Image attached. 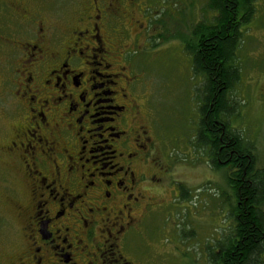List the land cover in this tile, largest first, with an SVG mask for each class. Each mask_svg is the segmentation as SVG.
Here are the masks:
<instances>
[{
	"label": "flooded vegetation",
	"instance_id": "obj_1",
	"mask_svg": "<svg viewBox=\"0 0 264 264\" xmlns=\"http://www.w3.org/2000/svg\"><path fill=\"white\" fill-rule=\"evenodd\" d=\"M72 1L77 10L66 19L52 0H0V38L11 53L2 84L12 88L0 162L22 183L12 189L21 233L10 264H152L137 240L146 235L144 220L161 208L156 197L171 162L155 128L156 95L141 77L149 62L139 54L162 39L154 29L160 14L152 19L151 0ZM192 39L196 57L201 35L176 40L177 48L200 84ZM232 116L220 127L215 120L220 132L235 130ZM198 119L195 142L200 107ZM223 147L207 158L227 182L239 165L229 164ZM226 197L234 206L232 186Z\"/></svg>",
	"mask_w": 264,
	"mask_h": 264
},
{
	"label": "rangeland",
	"instance_id": "obj_2",
	"mask_svg": "<svg viewBox=\"0 0 264 264\" xmlns=\"http://www.w3.org/2000/svg\"><path fill=\"white\" fill-rule=\"evenodd\" d=\"M52 3L66 14L62 16L65 18L77 10L72 0H52ZM207 4L208 0H151L149 5L152 19L160 14L154 18L159 20L154 29H160L162 39L152 41L151 45L156 43L153 52L150 46L146 54H139L150 67L148 74H144L146 66H143L141 77L150 82L149 88L156 95L152 100L155 128L164 138L162 148L171 162L161 193L156 197V205L161 208L144 220L148 239L140 236L137 240V247L151 255L152 264H210L215 248L233 226L225 172L221 170L216 175L213 167H209L208 151L195 147L199 93L204 82L199 78L198 84L193 79L191 62L180 53L176 41L189 38L200 23H210L213 14L207 10ZM254 9L253 19L241 29L244 39L236 51L239 81L228 100L236 101L231 127L251 142L256 167L264 171V0H257ZM5 45L0 38V135L10 125L8 112L12 109V88L2 84L9 70L8 59L11 60ZM17 175L1 160L0 264L12 262L20 240L17 197L12 191L22 187ZM174 190L180 192L178 198Z\"/></svg>",
	"mask_w": 264,
	"mask_h": 264
},
{
	"label": "trees",
	"instance_id": "obj_3",
	"mask_svg": "<svg viewBox=\"0 0 264 264\" xmlns=\"http://www.w3.org/2000/svg\"><path fill=\"white\" fill-rule=\"evenodd\" d=\"M256 1L208 0L207 10L213 14L212 19L209 24L200 23L191 34L193 38L201 35L202 53L195 57L194 39L189 43L190 55L195 57L193 75L200 76L204 82L199 93L202 121L195 147L213 155L220 146L228 145L223 151L232 154L229 164L239 165L238 171L227 179L236 194L234 206L230 205L235 220L217 246L219 254L210 264H262L264 261V171L256 168L251 142L236 130L229 132L227 124L226 134L231 142H227L226 134L219 131L224 125L222 120L235 114L236 101L228 100V97L233 96V88L239 81L236 51L244 39L242 27L254 17ZM206 37L209 40L206 41ZM230 64L233 67L228 66ZM245 154L248 158L240 159Z\"/></svg>",
	"mask_w": 264,
	"mask_h": 264
}]
</instances>
